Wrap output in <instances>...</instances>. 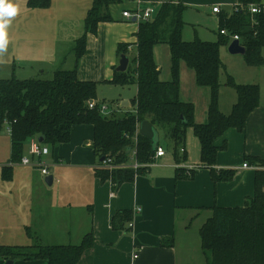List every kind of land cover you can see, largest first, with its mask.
Wrapping results in <instances>:
<instances>
[{
	"label": "crops",
	"instance_id": "obj_1",
	"mask_svg": "<svg viewBox=\"0 0 264 264\" xmlns=\"http://www.w3.org/2000/svg\"><path fill=\"white\" fill-rule=\"evenodd\" d=\"M63 1L35 0L38 5H33L31 0H5L6 3L19 5L17 15L9 18L10 24L5 29L6 41L24 44L39 42L44 49L58 46L63 36L67 35L75 38L76 42L80 38H77L80 19L72 12L79 0H66L68 10L61 12L57 10V5L59 8ZM87 1L90 6L80 11L84 13L81 16L84 22L93 3V0ZM171 1L125 0L123 4L111 6L109 13L112 21L99 24L97 34L88 36L87 52L78 68L79 79L111 84L109 81L113 78L114 68L119 66L120 61L118 46L127 44L133 51L140 26V22L134 19H125L123 13L154 8L155 16L162 4ZM180 1L186 6L185 12L194 8L204 18V21L201 18L195 22L186 20L184 12L185 29L189 24L194 25L196 36L193 39L207 42L216 37H200L197 26L205 34L218 30L221 17L232 15L238 5V0ZM217 7L221 10L220 14L213 12ZM184 31L183 40L193 41ZM99 55H108V66L97 74L89 70V62L93 58L97 60ZM23 59L33 64L46 62L48 57L27 53ZM156 63L161 72L160 79L168 82L167 77H161L162 67ZM186 67L185 63L181 64V71ZM107 71L109 74L103 76ZM260 89V104L249 116L244 132L230 129L216 141L218 147L226 144L227 148L219 152L214 169L217 175L233 171L229 181L215 182L212 171L201 165L200 141L193 129H189L182 147L184 153L179 151L180 155L176 157L170 142L167 144L169 150L160 145L165 156L145 166L134 181L114 190L110 180L101 181L96 176V171L102 166L92 148L93 127L80 125L72 129L69 143L50 147V154L45 158L51 165L53 176V183L49 186L39 167L11 163V138L7 130L10 145H0V246H79L91 233L95 238L94 245L85 253L80 264H208L200 230L212 217L213 209L245 207L256 194V174L261 168L247 162V158L264 162V88ZM205 94L207 98L201 106L194 105V118L198 124L208 121L209 92L205 91ZM134 98L113 101L111 107L98 98L97 102L107 104L110 110L125 112L132 109ZM180 98L183 102H190L183 97L182 91ZM236 102L235 90L224 84L219 94L221 112L229 115ZM29 148L27 141L24 157L29 156ZM245 163L253 168L243 169ZM181 174L189 178H179ZM125 213H129L130 220L124 221ZM130 223L133 228L129 227ZM6 263V260L0 259V264ZM13 264L48 262L18 259Z\"/></svg>",
	"mask_w": 264,
	"mask_h": 264
},
{
	"label": "trees",
	"instance_id": "obj_2",
	"mask_svg": "<svg viewBox=\"0 0 264 264\" xmlns=\"http://www.w3.org/2000/svg\"><path fill=\"white\" fill-rule=\"evenodd\" d=\"M124 1L93 0L85 18L84 33L75 42L76 65L73 70H58L50 80L16 76L0 78V133L5 128L11 133V163L21 162L25 145L32 138H41L42 144L56 148L70 142L75 126L89 125L94 129L92 148L95 154L99 160L104 158L107 164L115 167L113 170L98 169L96 176L101 181L110 180L116 190L134 181L145 166L155 161L157 150L139 132L141 124L147 121L173 145L176 157L185 145L188 130L193 129L201 145V165L212 171L215 182L231 180L233 171L220 175L215 172L218 154L227 148L226 144L218 147L216 141L230 129L244 132L249 116L260 104L261 89L255 84H237L228 75L226 86L235 90L237 102L229 115L221 112L220 77L225 69L220 51L221 47L231 43V39L220 34L216 42L184 41L186 6L180 0L162 4L151 20L140 22L131 54L129 45L118 46L119 58L127 55L130 64L124 73L117 72L115 67L109 82L120 87L137 85L132 109L125 112L111 109L108 114L101 113V103L97 102L98 83L79 79L78 68L87 52L88 36L97 34L99 24L111 22L110 7ZM31 4L38 5L35 0H31ZM261 5L262 0H238L234 13L222 16L220 21V30L239 36L246 49L248 65L256 67L264 64V11L253 15L250 8ZM163 44L169 47L171 55L172 80L168 82L160 79L161 72L154 55L155 47ZM182 63L194 71L199 87L211 91L205 124L195 122L194 104L180 98ZM90 101H96L98 105L90 109ZM158 147H161L160 143ZM134 148L137 150L136 160L143 167L136 171L120 168L131 161ZM247 162L261 168L256 174V194L245 207L213 209L212 217L200 230L208 264H264V162L256 158H247ZM178 177L189 178L184 174ZM124 215V221L130 220L129 213ZM94 242L90 233L79 246H39L36 253L26 247L0 246V259L80 264Z\"/></svg>",
	"mask_w": 264,
	"mask_h": 264
},
{
	"label": "rangeland",
	"instance_id": "obj_3",
	"mask_svg": "<svg viewBox=\"0 0 264 264\" xmlns=\"http://www.w3.org/2000/svg\"><path fill=\"white\" fill-rule=\"evenodd\" d=\"M89 6L90 5L88 4L87 0H79L78 4L73 7L74 10L72 13L78 14L80 19V25L78 28L79 34L77 38L81 37L84 31V20L81 19V16L84 13L81 14L80 11L86 10ZM77 7H80L79 10H77ZM66 8V0L60 4L59 8L57 5V10L60 9L61 12H66L68 10ZM184 18L186 20L189 19L190 21L195 22L199 20L201 16L196 9L190 8L185 12ZM201 21H204L203 17L201 18ZM196 29L200 37L202 36L212 39L216 37V39H213L212 42H216L214 40H217L219 37L218 35L220 33V28H217L218 30H214V32H210L213 36H211L209 32H207L208 35L205 34L201 31V29H199L198 26ZM184 32H186V36L190 37L191 39H193V36H196L194 25H187ZM75 40L76 39L73 37L69 38L68 35L66 37L63 36V40L61 39V42H59L58 46L52 48L46 47L45 49L43 46L38 44L39 42L26 44L15 41L7 42L5 48L0 50V78L7 79L11 78L12 76H16L20 79L41 78L50 80L54 73L58 70H73L76 65V56L74 52ZM131 49L132 47H130L128 51L131 52ZM156 49L155 58L158 64L162 67L161 77H167L168 80L171 81L172 73L170 49L167 45L158 46ZM228 49V46H223L221 47L220 51L221 59L225 69L222 71L220 77L222 86H224V84L226 85L229 75L233 77L237 84H258L260 88H264V64L257 67L250 66L246 61L245 55H232ZM27 53H31L38 57L47 56L48 59L46 62H35L33 64H29L26 59L22 60L23 55ZM262 55L264 58V49ZM12 57H14V59ZM107 59L108 55H99L97 60L93 58L89 62V70L97 74L101 73V71L105 70L108 66L106 64ZM132 60L133 57H131V61ZM42 71H45V73H41ZM108 74L109 71H107L103 76ZM180 82L182 95L184 98L190 101L189 103L193 102L194 105L197 104V106L200 107L203 100L207 98L205 91L209 92L210 100V89L205 90L203 88H198L196 80L194 79V72L191 69L186 67L185 70L181 71ZM136 92V84H131L122 88L120 86L102 82L98 84L97 87V98L100 102H105L110 106L112 105L111 103L113 101H117L119 99H133L136 95ZM162 135V133H159V143L165 148V150H169L167 146L169 141L165 139V136L162 137ZM0 141L2 143L0 144L2 147L10 145V138L7 134L6 128L0 133ZM38 247L39 246L35 244L26 248H30L28 251H31V253H36L38 251Z\"/></svg>",
	"mask_w": 264,
	"mask_h": 264
},
{
	"label": "built area",
	"instance_id": "obj_4",
	"mask_svg": "<svg viewBox=\"0 0 264 264\" xmlns=\"http://www.w3.org/2000/svg\"><path fill=\"white\" fill-rule=\"evenodd\" d=\"M263 11H264V5L263 4L261 5V7L252 6L250 8V12L253 15L261 14ZM155 12L156 11L154 8H147L145 10H138L134 13L126 11L123 13V17L125 19H128V20L136 19L137 22H147L153 18ZM213 12L215 14H220L221 10L217 7L215 9H213ZM220 34L223 36H226V37H230L231 43L233 41H236V40L240 42L239 36H237V35L231 36L229 34V32L226 30H220ZM97 105L98 104L96 101H90L89 102V108L90 109H94ZM109 111H110V107L107 104H103V103L100 104V112L101 113L108 114ZM8 134L9 135L11 134L9 130H8ZM29 146H30L29 156L23 157L19 164L23 165V166L35 165V166L40 168L41 174L44 177L50 176L51 175V173H50L51 172L50 171L51 165L48 164L45 160V158L47 156H49V154H50V147L40 143L36 138L30 139ZM180 152L184 153V149L182 148L180 150ZM163 156H165L164 149L162 147H158L156 155H155V160L158 158H161ZM136 157H137V150L134 148V150L131 154V161L128 164L120 166V168H122V169H133L136 171V170L140 169L141 167H143L137 162ZM102 168L103 169H109V170L115 169V167L113 165L107 164L106 162H103ZM242 168L243 169H252L253 167H250L248 163H245L242 166ZM138 211H140V209ZM129 227L133 228V224L130 223Z\"/></svg>",
	"mask_w": 264,
	"mask_h": 264
},
{
	"label": "water",
	"instance_id": "obj_5",
	"mask_svg": "<svg viewBox=\"0 0 264 264\" xmlns=\"http://www.w3.org/2000/svg\"><path fill=\"white\" fill-rule=\"evenodd\" d=\"M136 21V19H134ZM229 52L232 55H246V49L240 44L239 41H233L229 46ZM129 67V57L127 55H121L119 66L116 68L117 72L124 73ZM140 135L149 139L152 142L153 148L156 151L159 145V132L152 126L151 123L144 121L140 126ZM43 143V139L38 140ZM105 162V159H101V163ZM47 185L51 186L53 183V176L50 175L45 178ZM6 264H13V261H7Z\"/></svg>",
	"mask_w": 264,
	"mask_h": 264
},
{
	"label": "clouds",
	"instance_id": "obj_6",
	"mask_svg": "<svg viewBox=\"0 0 264 264\" xmlns=\"http://www.w3.org/2000/svg\"><path fill=\"white\" fill-rule=\"evenodd\" d=\"M18 11L19 5L6 3L5 0H0V50H3L7 44L5 29L8 28L10 24L9 18L16 16Z\"/></svg>",
	"mask_w": 264,
	"mask_h": 264
}]
</instances>
